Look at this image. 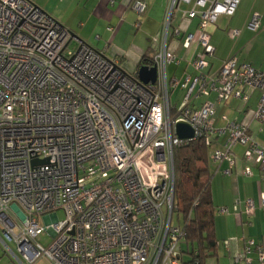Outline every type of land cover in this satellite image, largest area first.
Wrapping results in <instances>:
<instances>
[{"label": "built area", "instance_id": "obj_1", "mask_svg": "<svg viewBox=\"0 0 264 264\" xmlns=\"http://www.w3.org/2000/svg\"><path fill=\"white\" fill-rule=\"evenodd\" d=\"M241 2L173 0L165 40L153 57L157 83L143 85L138 73L75 40L30 0H0V248L11 264L177 262L185 234L173 225L174 151L197 139L211 149L215 163H229L225 175L233 173L234 149L242 146L244 161L258 166L264 180V144L250 126L224 116V126L216 128L215 103L192 106L194 98L212 94L218 103L247 102L250 92L259 91L254 119L264 122V70L236 57L210 70V28L221 16H234ZM181 3L192 5L182 10L183 20L199 19L200 51L192 61L194 78L169 81L167 68L177 56L168 38L181 33L172 31L170 18ZM133 9L141 14L146 4L137 1ZM249 28L261 29L260 14L251 17ZM238 36L230 31L232 39ZM193 39L188 36L184 46ZM178 86L186 96L173 113L170 94ZM180 122L192 127L193 139L178 137ZM243 175L252 177V168ZM244 206L254 215L253 200ZM45 232L52 237L48 247L37 241ZM242 241L233 263L264 264V243ZM221 245L229 250L228 241Z\"/></svg>", "mask_w": 264, "mask_h": 264}, {"label": "crops", "instance_id": "obj_2", "mask_svg": "<svg viewBox=\"0 0 264 264\" xmlns=\"http://www.w3.org/2000/svg\"><path fill=\"white\" fill-rule=\"evenodd\" d=\"M30 1L68 29L75 40L104 52L111 59H117L121 67L130 74L138 73L144 55L147 53L153 55L162 46L173 2V0ZM137 1L146 4V10L141 14L133 9ZM182 6H185L183 10L192 7L181 3L179 10H182ZM176 10L170 18V27L172 31L179 29L181 33L179 36L170 35L168 38V48L177 56V62L167 68L169 81L172 79L183 81L186 77L194 78L196 71L192 61L200 51L197 40L199 19L183 20L182 17H176ZM254 14L261 16V29L258 32L249 28ZM234 30L239 31L236 39L230 37V31ZM210 33L211 44L215 47V55L209 60L211 72L218 70L223 62L231 57H236L238 63L251 64L256 69L264 70V0H242L235 15L221 16L217 24L210 28ZM190 35L194 39L190 47L186 48L185 39ZM213 95L208 98H194L192 106L199 108L204 101L215 103L216 128L224 126L223 117L226 116L231 121L249 125L256 141L261 145L264 144V122L254 119L261 95L259 91L250 92L247 102L233 98L218 103L216 97L215 100L211 99ZM185 96L186 91L181 86L171 89L170 104L173 113L175 108L181 106ZM172 98L176 99L174 104ZM180 99L182 100L179 101ZM225 140L226 136L219 138L216 147L221 148ZM234 153L236 166L231 175H225L223 172L230 168L229 163L226 161L221 164L215 163L210 151V170L213 174L211 190L213 205L216 208L217 242L220 244L224 241L229 242V250L221 245L218 253L222 252L231 264H234V256L244 247L243 239H255L264 243V205L261 202V194H264L263 172L258 166L244 161L242 146L236 147ZM247 166L252 168V177L243 175ZM247 200H253L255 203L254 215H248L246 212L244 202ZM237 201H240L241 205L236 208ZM223 208L227 209L226 214L220 213ZM219 254L217 258L220 260ZM253 257L256 258L254 255ZM189 259L187 254H179L177 262L171 264H184ZM219 260L211 259L208 264H219ZM255 264L258 263L255 261Z\"/></svg>", "mask_w": 264, "mask_h": 264}, {"label": "trees", "instance_id": "obj_3", "mask_svg": "<svg viewBox=\"0 0 264 264\" xmlns=\"http://www.w3.org/2000/svg\"><path fill=\"white\" fill-rule=\"evenodd\" d=\"M155 54L144 55L140 66L151 67ZM210 151L205 142L198 139L174 151L175 206L185 234L180 255L190 257L184 264H208L218 257ZM158 264H163L162 260Z\"/></svg>", "mask_w": 264, "mask_h": 264}, {"label": "rangeland", "instance_id": "obj_4", "mask_svg": "<svg viewBox=\"0 0 264 264\" xmlns=\"http://www.w3.org/2000/svg\"><path fill=\"white\" fill-rule=\"evenodd\" d=\"M185 8V6H182V10ZM41 10H43L45 13H47L44 9H42L41 8ZM79 10H82V9H79ZM182 10H176V12H175V15H176V17H181V15H182ZM137 13V12H136ZM48 14V13H47ZM49 15V14H48ZM169 17V16H168ZM144 18V17H143ZM97 35V34H96ZM96 35H95V37H96ZM72 48H74V47H77V42L76 41H74L73 42V44H72V46H71ZM96 50V49H95ZM97 51H99V50H97ZM217 70H215V71H212V73H215ZM180 93H182V92H180ZM179 93V94H180ZM178 94V95H179ZM175 96H176V93H175ZM177 97V96H176ZM215 95H213L212 96V100H215ZM175 99V98H174ZM173 98H172V102H173V104H174V101L176 100H174ZM182 99H180L179 101H181ZM178 101V100H177ZM220 114H218V116H219ZM179 217V218H178ZM58 218H59V220L60 221H64L65 220V214H64V212L63 211H58ZM40 222H41V224L42 225H45V223H44V221H43V218H40ZM183 221H182V218L179 216V214L176 212L175 214H174V217H173V225L174 226H176V227H181L182 228V226H183V223H182ZM37 241L42 245V246H44V247H48L49 245H50V243L52 242V237H51V235L50 234H48L47 232H45V233H43L41 236H39V238L37 239ZM183 243V242H182ZM10 246L12 247V248H15L14 247V245L13 244H10ZM181 246H182V244H181ZM219 254V253H218ZM219 257H220V260L218 259V258H214L216 261L217 260H219V264H231L230 263V261H229V259L228 258H226L225 257V255H223V253L222 252H220V254H219ZM172 262L170 261V262H168L167 264H171ZM0 264H11V260H10V258L8 257V256H6L5 254H4V250L2 249V248H0ZM37 264H48L45 260H40Z\"/></svg>", "mask_w": 264, "mask_h": 264}, {"label": "water", "instance_id": "obj_5", "mask_svg": "<svg viewBox=\"0 0 264 264\" xmlns=\"http://www.w3.org/2000/svg\"><path fill=\"white\" fill-rule=\"evenodd\" d=\"M138 79L143 85H155L158 80V69L156 66H141L138 71ZM176 133L180 139H193L195 137L194 130L187 124L180 122L176 125Z\"/></svg>", "mask_w": 264, "mask_h": 264}]
</instances>
